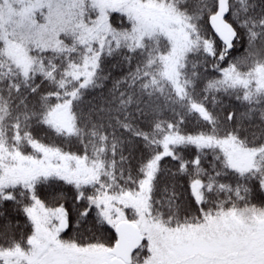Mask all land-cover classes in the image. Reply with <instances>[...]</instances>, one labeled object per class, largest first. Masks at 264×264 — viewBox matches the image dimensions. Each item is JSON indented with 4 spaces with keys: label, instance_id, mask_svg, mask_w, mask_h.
<instances>
[{
    "label": "snow or ice",
    "instance_id": "1",
    "mask_svg": "<svg viewBox=\"0 0 264 264\" xmlns=\"http://www.w3.org/2000/svg\"><path fill=\"white\" fill-rule=\"evenodd\" d=\"M0 264H264V0H0Z\"/></svg>",
    "mask_w": 264,
    "mask_h": 264
}]
</instances>
